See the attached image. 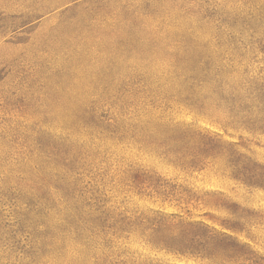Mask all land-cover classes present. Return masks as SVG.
Here are the masks:
<instances>
[{"label": "rangeland", "instance_id": "374dc122", "mask_svg": "<svg viewBox=\"0 0 264 264\" xmlns=\"http://www.w3.org/2000/svg\"><path fill=\"white\" fill-rule=\"evenodd\" d=\"M0 264H264V0H0Z\"/></svg>", "mask_w": 264, "mask_h": 264}]
</instances>
